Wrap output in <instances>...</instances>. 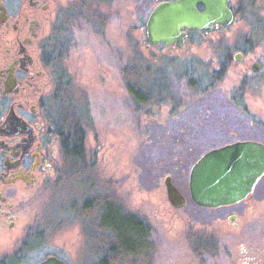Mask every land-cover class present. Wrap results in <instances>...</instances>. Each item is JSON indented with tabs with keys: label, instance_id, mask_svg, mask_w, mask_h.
<instances>
[{
	"label": "rangeland",
	"instance_id": "rangeland-1",
	"mask_svg": "<svg viewBox=\"0 0 264 264\" xmlns=\"http://www.w3.org/2000/svg\"><path fill=\"white\" fill-rule=\"evenodd\" d=\"M77 2L59 14L65 83L57 112L80 123L82 153L66 155L42 191L31 218L41 239L26 231L0 241V264L50 253L68 264H102L114 234L102 221L116 217L137 218L148 235L138 255L106 264H264V197L245 215L249 230L260 223L261 232L244 236L263 241H245L232 231L230 211L199 205L189 188L202 153L237 139L264 141V0H231L232 23L189 32L178 47L147 37L158 0ZM167 175L185 194L182 207L168 198ZM212 232L219 241H195Z\"/></svg>",
	"mask_w": 264,
	"mask_h": 264
},
{
	"label": "flooded vegetation",
	"instance_id": "flooded-vegetation-1",
	"mask_svg": "<svg viewBox=\"0 0 264 264\" xmlns=\"http://www.w3.org/2000/svg\"><path fill=\"white\" fill-rule=\"evenodd\" d=\"M77 1L0 0V241L16 233L15 240H21L26 231L33 234L27 238L41 237L38 230L33 232L31 219L36 204L42 191L59 177L66 155L73 154V141L67 133H72L74 122L57 112L63 91L60 82L65 83L60 73L65 66L61 65L64 41L58 21L63 9ZM252 67L259 70L260 65L253 63ZM260 197H264V175L246 199L211 209L230 211L227 213L233 215L236 225L232 231L241 230L245 241H263L262 237H244L262 230L259 223L250 231L245 217ZM251 200L252 205L246 204ZM229 232L234 233L231 228ZM197 235L195 241H219L213 232Z\"/></svg>",
	"mask_w": 264,
	"mask_h": 264
},
{
	"label": "water",
	"instance_id": "water-1",
	"mask_svg": "<svg viewBox=\"0 0 264 264\" xmlns=\"http://www.w3.org/2000/svg\"><path fill=\"white\" fill-rule=\"evenodd\" d=\"M231 0H160L146 20L147 37L152 44L181 46L189 30H205L228 25L234 20ZM240 54V53H239ZM236 59H240L237 55ZM255 68L258 67L255 65ZM264 175V143L256 139L236 140L203 153L191 166L189 188L201 206L217 208L240 202L249 196ZM167 195L173 206L182 207L185 195L165 178ZM33 264H68L49 254Z\"/></svg>",
	"mask_w": 264,
	"mask_h": 264
},
{
	"label": "trees",
	"instance_id": "trees-1",
	"mask_svg": "<svg viewBox=\"0 0 264 264\" xmlns=\"http://www.w3.org/2000/svg\"><path fill=\"white\" fill-rule=\"evenodd\" d=\"M72 129H73L72 133L71 134L67 133V134L71 136L70 141H73L72 146H74L73 149L74 156H79V154L82 153L81 143L83 142L84 131L78 121L74 122ZM101 203H103L107 207H110L111 209L118 206L119 211L123 212L121 207L117 205V203L110 198H103ZM87 206L91 207L92 203L87 204ZM99 219L100 222L98 223V226L101 229V215L99 216ZM119 220L121 221L122 219L116 217V219L113 220L110 219V220L102 221L103 225L107 224L114 232V234L109 238L111 239L110 240L111 244L109 245V249H107L106 256L103 257L102 259V264H106L110 259H113L115 256H125L128 254L132 256L138 255L142 250L145 238H147L148 230L142 221L138 220L135 217L130 218L129 220L131 222L128 223L127 222L123 223L122 221L120 222ZM117 232H119L120 235H118ZM100 239H101V233H100ZM146 242L147 241H145V243ZM100 247H101V241H100Z\"/></svg>",
	"mask_w": 264,
	"mask_h": 264
}]
</instances>
